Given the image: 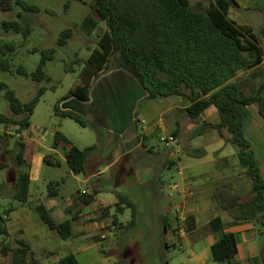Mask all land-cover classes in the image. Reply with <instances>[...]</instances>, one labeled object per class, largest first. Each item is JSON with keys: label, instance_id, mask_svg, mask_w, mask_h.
<instances>
[{"label": "crops", "instance_id": "obj_1", "mask_svg": "<svg viewBox=\"0 0 264 264\" xmlns=\"http://www.w3.org/2000/svg\"><path fill=\"white\" fill-rule=\"evenodd\" d=\"M210 1L190 0L192 4L199 2L203 5ZM236 2L239 7L229 10L234 13L233 21L240 20L237 25L251 28L264 50L254 27V23L261 20L259 29L264 38V0ZM262 67L264 60L259 67L240 73V77L262 84L264 77L259 79ZM115 73L124 79L132 77L122 69L108 73L102 71L92 79L87 101L70 98L65 101L64 108H60L78 113L87 122L86 127L80 126L81 130L74 128L75 133H69L64 121L36 130L30 123L28 130L25 128L17 134L26 143L24 157L29 164L30 196L26 203L14 199L19 172L26 170L19 169L15 158L0 173V202L3 207L0 213L11 210L10 235L13 229L17 231L19 238L30 244L33 254L36 247L52 251L51 255L57 256L58 264L62 259L58 250L67 247L82 264L80 256L85 252L99 249L107 254L105 242L116 230L125 229L127 225L135 227L140 222L139 209L144 207H138L137 196L141 194L144 200L152 202L150 217L144 224L149 225L153 217L160 220L165 233V248L177 246L180 240L183 247L186 245L191 250L188 258L174 256L169 264H225L214 261L212 257L211 248L216 237L208 226L213 218H220L226 231L235 234L237 264H252L251 261L260 256L264 228H258L251 222L235 224L232 217L217 207L212 195L218 186L228 184L246 198L252 191L253 182L240 166L235 147L226 144L216 130L192 137L203 124L219 122L217 108L211 106L192 120L186 112L191 105L189 101L180 96L147 100L144 89L132 77L129 78L130 84L139 93L133 100L137 104L136 109L127 116L124 113V106L129 102L127 96H118L113 86L101 84L103 78ZM255 73L257 77H253ZM93 88L94 91L99 89L96 96ZM254 109L255 104L247 107L245 129L253 125ZM58 131L69 139L70 144H61L54 149ZM174 132H177L176 136ZM170 134L175 136V143L168 149L163 140ZM15 143L16 140L13 148L8 150L13 154ZM72 146L82 150L94 147L88 154L83 174H75L65 158V150ZM201 150L205 155H199ZM46 154H53L47 163L44 160ZM55 160L59 165H53ZM261 170L264 176L263 166ZM174 176L180 179L182 189L178 196L167 197L165 186ZM56 183L59 185L53 190L55 196L51 197L49 185ZM128 203L134 207L135 218ZM39 205L44 206L56 223L70 222L72 235L64 240L56 231L49 230L37 212ZM118 205L121 206L120 212L116 209ZM122 262L120 260L117 264ZM93 264L101 263L97 260Z\"/></svg>", "mask_w": 264, "mask_h": 264}, {"label": "trees", "instance_id": "obj_2", "mask_svg": "<svg viewBox=\"0 0 264 264\" xmlns=\"http://www.w3.org/2000/svg\"><path fill=\"white\" fill-rule=\"evenodd\" d=\"M74 1L89 3L93 11L82 22L87 32L95 31L100 22H105L107 29L100 35L99 48L85 62L74 87L55 105V114L86 127L87 122L78 113L62 111L59 105L70 98L87 101L92 79L110 69H122L130 74L144 89L147 100L183 97L191 103L186 112L192 120L215 106L219 122L203 124L192 137L216 130L226 144L235 147L239 164L251 178L253 188L250 195L243 198L230 185L223 184L214 190L212 199L220 210L233 218L235 224L251 222L258 228H264V176L244 128L247 107L252 104L258 106L264 119V83L257 84L249 78L240 77V73L263 63L264 50L251 28L239 26L229 18L230 8L239 7L236 0H211L206 6L199 2L192 4L190 0ZM14 5L22 9L18 20L4 21L3 29L22 34L26 40L31 33L26 14L38 13L40 8L25 0H0V8L4 11H11ZM72 35V28L63 30L58 47L65 46ZM0 51H13V45L0 42ZM35 52L41 53L42 57L32 73V79L37 82L50 81L44 68L54 59L57 48L36 49ZM109 64H112L110 69ZM3 70H10L8 63L3 64ZM18 71L28 75L23 67ZM0 87L6 90L5 96L12 113L10 116L0 115V124L17 127L20 133L29 127L31 115L46 88H39L32 99L24 102L6 84L1 83ZM7 141L8 138L0 136V171L9 167V162L4 159ZM61 144L69 145L70 141L58 131L53 148L57 149ZM15 147V154L11 153L15 155L19 169L26 170L19 172L14 199L26 203L30 196L29 164L24 157L26 143L20 138ZM93 148L82 150L72 146L65 150L67 163L75 174L85 172V162ZM199 155H205V151L201 150ZM51 158L53 154H46L44 160L47 163ZM53 165H59V161L55 160ZM57 185H49V196H55L53 190ZM127 206L132 209L135 218L133 205L128 203ZM116 209L120 212L121 206H116ZM10 212L0 213V249L10 254V263L6 264H34L30 244L24 238L11 239L8 226ZM37 212L43 224L49 230L56 231L61 239L72 235L70 222L56 223L42 205L37 207ZM208 227L216 237L211 248L214 261L237 264L235 234L226 231L220 218H213ZM251 263L264 264V242L260 256ZM60 264L80 262L76 255L70 254L62 258Z\"/></svg>", "mask_w": 264, "mask_h": 264}, {"label": "rangeland", "instance_id": "obj_3", "mask_svg": "<svg viewBox=\"0 0 264 264\" xmlns=\"http://www.w3.org/2000/svg\"><path fill=\"white\" fill-rule=\"evenodd\" d=\"M25 1L40 8L38 13L26 14V19L31 24V33L26 40L22 34H17L13 31L7 32L2 26L6 20H18V14L22 9L16 5L11 11H4L0 8V42L13 45V51H0V84H6L24 102L32 99L39 88L45 87L46 91L31 115V125L36 130L42 128V126L59 125L64 121L66 131L75 133L74 128L81 130L80 125L74 120H64L57 116L54 107L74 87L85 62L89 59L91 53L99 48V37L107 29V26L105 22H100L98 28L91 33L83 28L82 22L84 18L93 13L89 3L84 4L74 0ZM208 4L209 2H206L204 5ZM233 14V11L228 14L231 20L234 19ZM260 21L257 20L254 23V27L264 46L263 34L259 29L261 27ZM236 23L240 24V20H237ZM67 28L73 29V35L65 46L58 47L60 34ZM49 48H57L54 59L49 61L44 68L50 81L37 82L31 76L42 56L41 53L35 52V50ZM5 63L9 64L10 70H3V64ZM111 65L109 64V69ZM20 67L27 71V76L19 73L18 69ZM109 71L111 69L104 71V73ZM259 74V79H262L264 77V67L259 70ZM129 78L132 77L124 79L121 74L115 73L101 80V84L106 83L109 86H113L116 95L127 96L129 102L124 106V113L127 116L132 113L133 109H136L137 104L133 100L139 93L134 85L130 84L131 80ZM98 88L95 91L94 88L92 90L95 96L99 92ZM5 93L6 90L0 87V115L10 116L12 113ZM253 115V125L247 126L245 133L252 144L256 158L259 160L260 165L264 167V119L258 114L257 105H255ZM17 134H19L17 127H6L4 124H0V136L8 138L4 154V159L7 162L15 159V156L11 153L12 151L9 152L8 150L13 148L14 140L20 139ZM0 173L2 174L3 171ZM168 181L165 186L167 197L170 195L178 196V191L173 190L172 185L178 182L180 189H182L180 179L174 176V178L170 177ZM5 202L7 203V201ZM151 204V200H144L141 194H138L137 205L139 208L142 205L144 207L143 210L139 209L138 218L140 222L135 227L127 225L125 229L116 230L115 234L105 242L108 246L107 254L99 249L98 251L85 252L86 254L80 256L81 263L93 264L98 260L101 264H117L118 261L123 260L127 264H167L174 256L181 255L184 258H188L191 250L186 245L183 247V243L180 240L177 241V246L169 249L165 248L163 243L165 233L157 217H153L149 225L144 224V221L150 217ZM2 211L3 207L0 202V212ZM19 237L20 234L13 229L11 239L15 240ZM177 238L180 239L179 236ZM115 249L116 251L113 252ZM51 252L47 249L42 250L36 247L33 255L34 264H58L57 256H52ZM71 253L72 251L67 247H62L58 250L60 258L66 257ZM0 256H2L0 257V264L10 263V254H6L0 249Z\"/></svg>", "mask_w": 264, "mask_h": 264}, {"label": "built area", "instance_id": "obj_4", "mask_svg": "<svg viewBox=\"0 0 264 264\" xmlns=\"http://www.w3.org/2000/svg\"><path fill=\"white\" fill-rule=\"evenodd\" d=\"M59 106L61 109H63L64 108V102H61ZM163 142H164L166 148H168V149L172 148L174 143H175V136L173 134H170L164 138ZM173 190L180 191V186L178 184H174ZM102 238L104 239L105 236H102Z\"/></svg>", "mask_w": 264, "mask_h": 264}]
</instances>
